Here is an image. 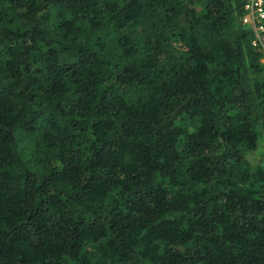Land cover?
<instances>
[{
    "label": "trees",
    "instance_id": "trees-1",
    "mask_svg": "<svg viewBox=\"0 0 264 264\" xmlns=\"http://www.w3.org/2000/svg\"><path fill=\"white\" fill-rule=\"evenodd\" d=\"M245 3L0 0V264H264Z\"/></svg>",
    "mask_w": 264,
    "mask_h": 264
},
{
    "label": "built area",
    "instance_id": "built-area-1",
    "mask_svg": "<svg viewBox=\"0 0 264 264\" xmlns=\"http://www.w3.org/2000/svg\"><path fill=\"white\" fill-rule=\"evenodd\" d=\"M240 21L242 25L253 28L255 33L251 44L264 55V1L246 0Z\"/></svg>",
    "mask_w": 264,
    "mask_h": 264
},
{
    "label": "rangeland",
    "instance_id": "rangeland-1",
    "mask_svg": "<svg viewBox=\"0 0 264 264\" xmlns=\"http://www.w3.org/2000/svg\"><path fill=\"white\" fill-rule=\"evenodd\" d=\"M260 61L264 63V55H262ZM247 158L252 165L260 164L264 167V146L261 145L257 150L248 153Z\"/></svg>",
    "mask_w": 264,
    "mask_h": 264
}]
</instances>
